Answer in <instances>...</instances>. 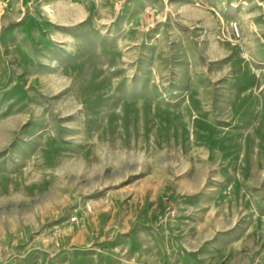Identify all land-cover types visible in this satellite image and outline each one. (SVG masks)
I'll use <instances>...</instances> for the list:
<instances>
[{
  "label": "rangeland",
  "instance_id": "374dc122",
  "mask_svg": "<svg viewBox=\"0 0 264 264\" xmlns=\"http://www.w3.org/2000/svg\"><path fill=\"white\" fill-rule=\"evenodd\" d=\"M0 264H264V0H0Z\"/></svg>",
  "mask_w": 264,
  "mask_h": 264
}]
</instances>
